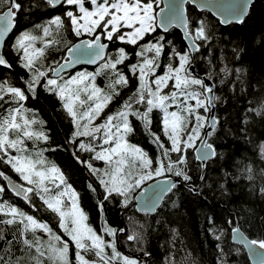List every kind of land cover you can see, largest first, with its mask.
Instances as JSON below:
<instances>
[{
    "label": "trees",
    "instance_id": "trees-1",
    "mask_svg": "<svg viewBox=\"0 0 264 264\" xmlns=\"http://www.w3.org/2000/svg\"><path fill=\"white\" fill-rule=\"evenodd\" d=\"M18 2L22 4V9L16 16L15 28L3 48L11 68L0 66V81H7L25 91L28 98L22 102L23 107L29 118L38 122L32 128L42 130L48 136L47 141L26 140L25 143L32 153L38 151L41 145H44V149L51 148V157L46 159L64 173L68 183L77 192L79 206L88 217L86 223L97 232L102 229L107 241L114 240L118 252L137 260L139 264H251L243 246L232 241L231 231L239 227L247 237L264 240V152L261 150L264 145V0H254L241 23L228 25H221L207 11H197L187 6L192 20L204 19L207 22L211 36L210 41L192 55L191 64L195 69V75L192 76L200 79L205 76L214 83V96L217 97L214 115L218 124L215 133L208 138V143L213 145L217 156L201 164L196 160L194 150L189 149L185 170L191 180L184 181L180 177V182L164 197L153 214L138 212L132 204L134 194L151 180L145 181L130 195L127 207L119 196L103 201L102 210L99 207V202L103 200V189L73 153L81 159H88L92 154L77 152L75 145L69 143L74 126L58 98L42 86L43 81L36 86L34 95L27 91L25 82L29 79V72L21 67L18 51L14 47L26 32L38 37L33 42V48H44V40L55 41L44 49L43 56L38 60V66L46 70L50 65L56 66L53 61L65 59L67 46L88 36L76 37L66 17H63L62 27L50 25L55 16H63V9L59 6L49 7L44 0ZM85 6L90 7L87 1ZM5 9L6 6L0 4V12ZM44 27H50L48 37L43 36ZM18 31L22 32L15 37L14 55L10 52L9 42ZM160 36L165 37V49L159 58L157 75L164 74L168 63H176L175 59H170L173 47L177 51L187 50L181 32L174 28L167 32L158 29L140 43ZM108 44V55L114 57L119 47H124L129 53V59L118 65V68L120 71L123 69V74L130 76V80L126 86L116 85L119 94L113 93L112 101L101 114L104 118L119 111L129 97L135 100L133 93L138 81L130 71V65L140 60L135 55L138 47L118 41ZM56 46L58 48L53 50ZM100 65L78 68L63 75L67 77L80 71L99 73L95 84L110 91L107 86L115 76L110 70H101ZM224 68L228 69L227 73L221 70ZM171 90L170 83L163 91L167 93ZM196 90L200 89L197 87ZM12 106L15 105L4 104L0 107V117L6 115V109ZM133 108L144 111L145 105L133 104ZM173 110L174 106L169 109ZM200 111L202 115L209 116V112ZM163 117L164 113L160 109H153L148 126L136 117H129L133 131L127 136L128 142L143 149L154 162L167 159L154 142V135L160 138L165 147H170V141L164 133ZM79 139L88 142V138ZM12 154L15 155L14 152ZM177 155L171 153L173 159ZM93 164L97 168L105 167L102 161H93ZM0 171L15 182H22L10 165L0 163ZM163 176L178 178L169 172ZM89 184L96 188L95 192L88 187ZM0 186L5 187V192L0 194V203L13 205L48 223L57 235L68 240L58 226V218L43 205L38 196L32 193L29 194L31 203L23 201L8 190L3 177H0ZM8 218L0 213V220ZM106 226L116 230L114 237L104 233ZM22 227L19 223L0 224V235L3 236L0 239V256L8 264H35V249L29 250L21 242L23 238L33 239V234L29 231L21 237ZM36 235L47 242L46 234L37 231ZM128 235L138 238L130 241ZM217 235L221 237L219 240L216 239ZM9 248L10 253L6 251ZM106 251L111 255V248ZM70 255L71 264H75L72 247ZM40 259L42 264H53L47 256ZM89 259H94V256L89 254ZM4 261H0V264H4Z\"/></svg>",
    "mask_w": 264,
    "mask_h": 264
},
{
    "label": "snow or ice",
    "instance_id": "snow-or-ice-1",
    "mask_svg": "<svg viewBox=\"0 0 264 264\" xmlns=\"http://www.w3.org/2000/svg\"><path fill=\"white\" fill-rule=\"evenodd\" d=\"M85 3L86 0H46L49 7L59 6L63 9V16H55L50 25L60 28L64 25L63 17H66L70 30L76 37H90L67 46L69 58H65L62 63L53 61V65L57 66L50 65L46 70L38 66L44 49L56 43L53 40H44V48H33V42L38 37L26 32L20 36L14 47L18 51L21 67L29 72V79L25 82L27 91L34 95L36 86L43 81L42 86L58 98L74 126L69 143L75 145L77 152L92 154L88 159H81L73 153L77 161L96 177L103 189V200L99 202L101 210L103 201L113 196L122 197L123 204L127 207L129 197L136 189L145 181L161 177L166 172L173 173L178 178L182 177L184 181L191 180L185 170L186 153L189 149L197 153V159L202 164L217 156L213 145L208 143V138L215 133L218 121L214 116L202 115L200 111L203 109L204 112H209L217 97L213 95L212 86L192 76L190 72L192 53L199 52L203 44L210 41L211 36L207 22L204 19L192 20L186 6L194 9L214 8L215 14L220 18L219 22L228 24L242 22L250 0H88L90 7H86ZM0 4L6 6V10L0 12L2 42L3 37L15 27L16 16L22 9V4L18 0H0ZM170 26H179L182 29L188 42L187 50L177 51L173 47L170 59H175L176 63H168L164 74L157 75V69L160 68L159 58L165 49V37L160 36L146 43L140 42L158 29L167 32ZM42 31L44 37L50 35V27H44ZM104 41H118L138 47L135 55L140 60L130 65V71L137 78L138 87L133 93L135 100L129 97L119 111L96 123L112 101L113 93L119 94L116 85L128 84V78L119 70L118 65L129 59V53L124 47H119L114 57L108 55L106 50L109 44ZM29 49H32L31 52ZM148 53L152 55L149 56ZM100 60L104 61L100 65L101 70H110L115 76L107 86L110 91L95 84L96 75L99 73L80 71L67 77L63 75L66 69L76 64H95ZM0 66L11 68L3 55H0ZM221 70L225 73L228 71L227 68ZM170 83L172 90L165 93L163 90ZM197 87L199 91L196 90ZM27 98L20 87L0 81V107L4 104L15 105L6 109L7 114L0 117V163L10 165L20 180L28 185H16L15 188L19 189L16 194L22 193L23 199L29 203L32 202L29 194L38 196L43 205L58 218V226L68 240L57 235L48 223L6 203H0V213L10 218L0 220V224H21V237L29 231L32 232L33 239L23 238L21 242L29 250L35 249V264H42L40 258L45 256L53 264H71L68 258L69 241L76 249L75 264H139L137 260L118 252L114 240L106 241L104 236L86 223L88 217L79 206L77 192L68 183L64 173L47 161L43 155L44 150L34 153L29 151L26 140L47 141L48 136L44 131L32 128L38 122L29 118L23 107L22 102ZM133 104L145 105V110L134 109ZM173 106L175 110L169 111ZM153 109H160L164 113V133L170 141V147H165L160 138L153 135L154 142L163 150L166 161L159 159L154 162L143 149L127 140L128 134L133 131L129 117H136L148 126ZM81 137L88 138V142L79 139ZM198 141L201 145L199 147ZM261 150L264 152V145ZM171 153L178 155L173 159ZM93 161H102L105 167L97 168ZM0 177L9 179L2 171ZM88 187L93 192L96 191L92 184ZM175 187L174 181H166L165 186L159 187L158 192L145 201V210L153 211L161 194ZM4 192L5 187L0 186V194ZM37 231L47 234V242L36 235ZM103 231L113 237L116 233L115 229L107 226ZM232 231L245 243L254 257H260L258 264H264V240H246L240 236L239 229L234 228ZM137 238L136 235L127 237L130 241ZM220 238L219 235L216 236L217 240ZM0 239H3L2 235ZM108 248H111V255L106 251ZM6 251L10 253L11 249ZM89 254L94 259H89ZM0 261H4L2 256ZM4 264L8 262L4 261Z\"/></svg>",
    "mask_w": 264,
    "mask_h": 264
},
{
    "label": "water",
    "instance_id": "water-1",
    "mask_svg": "<svg viewBox=\"0 0 264 264\" xmlns=\"http://www.w3.org/2000/svg\"><path fill=\"white\" fill-rule=\"evenodd\" d=\"M44 1L46 2V0H44ZM253 1H254V0H250L249 7H248V10H247V14H248L249 8H250V6H251V4H252ZM186 8H187V6H186ZM5 10H6V9H5ZM196 10H197V11H207V12H209L211 15H213L218 21H220V18L215 14V11H216V10H215L214 8H205V9H196ZM247 14H246V15H247ZM246 15L243 17V19L246 17ZM242 21H243V20H242ZM232 23H241V22H232ZM220 24H221V23H220ZM228 24H229V23H228ZM228 24H221V25H228ZM171 28L177 29V30H179V31L181 32V34H182V38H183L184 42H185L186 45H187L188 42H187V41L185 40V38H184V33H183L182 29H181L179 26H170L169 29H171ZM13 30H14V28H13L9 33H7V34L3 37V41L0 42V55H3V56H4V54H3L4 44H5V42H6L7 38H8V36L13 32ZM159 30H160V29H159ZM160 31L164 32L163 30H160ZM88 38H90V37H82V38L78 39L77 41H75L73 44L79 43V41H80L81 39H88ZM104 42H105V43H108L107 41H104ZM106 53H108V49L106 50ZM194 53H195V52H193L192 55H194ZM4 58H5V56H4ZM65 58H69V54H68L67 50H66V53H65ZM5 59H6V58H5ZM64 60H65V59H63V60L61 61V63H62ZM6 61H7V60H6ZM102 61H103V60L97 61V63H95V64H88V63L81 62V63H79V64H76V65H74V66H72V67L66 69L65 72H64L63 74H69V73L75 71V70L78 69V68H84V67H85V68H86V67H87V68H94V67H96L97 65H99ZM7 63H8V61H7ZM8 64H9V63H8ZM56 66H57V65H56ZM2 67H4V66H2ZM5 68H7V67H5ZM190 72H191V75H195V69H194L193 64H191ZM50 75H51V74H50ZM201 79L204 80V82H205L206 84H209L210 86H212V88H213V95H214V83L212 82V80L209 79V78H207V77H205V76H203ZM214 112H215V106L209 111V116H208V117H212V116L215 117ZM197 146H198V147L201 146V145L199 144V141H198V143H197ZM194 154H195V158H196V160L202 164V162H201L200 160L197 159V153H196L195 151H194ZM212 158H213V157H212ZM203 164H204V163H203ZM168 180H172V181H174L176 184H178V183L180 182L179 178H175V177H171V176H162V177H158V178L152 179V180L149 181L148 183L144 184V185H143V186H142V187H141V188H140V189L134 194V196H133L132 204L134 205L135 209H136L138 212H145V213L153 214V213L157 210V208L160 206V204H161L162 200L164 199V197H165L170 191L161 194V196H160V200H159V203L157 204V206L155 207V209H154L153 211H150V212H149V211L145 210V201H146L147 199H149L150 197L154 196V195L158 192L159 187H163V186H165V182L168 181ZM6 185H7V187H8L9 189L13 190V189L15 188V186L17 185V183H15L14 181H12V180L9 178L8 180H6ZM13 191L16 193L17 191H19V189H18V188H15V190H13ZM18 196H21V197H22L23 194L21 193V195H18ZM235 228L239 229V234H240L241 237L245 238L246 240H253V239L247 237L239 227H235ZM231 239H232L233 242L238 243V244H240V245L243 246V248H244V250H245V252H246V254H247V256H248V259H249V261H250L251 264H258L260 257H258V256L254 257V256L250 253V250H249V248L245 245V243H242V242L240 241V239L234 235L233 231H231ZM258 251H261V250H258Z\"/></svg>",
    "mask_w": 264,
    "mask_h": 264
},
{
    "label": "flooded vegetation",
    "instance_id": "flooded-vegetation-1",
    "mask_svg": "<svg viewBox=\"0 0 264 264\" xmlns=\"http://www.w3.org/2000/svg\"><path fill=\"white\" fill-rule=\"evenodd\" d=\"M4 11V10H3ZM2 11V12H3ZM15 28V27H14ZM21 32L22 31H18V32H16L15 34H13L12 35V38H11V41L9 42V49H10V52H12L14 55H15V52H14V50H13V43L15 42V37H16V35L17 34H21ZM10 36V35H9ZM8 36V37H9ZM100 64H102V63H100ZM99 64V65H100ZM122 71V73H123V69L121 70ZM127 78H128V82H129V78H130V76H126ZM104 119V117L103 116H101V118H100V120H103ZM44 145H41L40 147H39V150H41V149H43L44 151H43V155H44V157L46 158V157H51V148L49 149V148H47V149H44V147H43ZM38 150V151H39ZM50 153V154H49ZM15 182V181H14ZM15 183H17V182H15ZM17 185H19V183H17ZM8 190L12 193V194H14L15 196H17V197H20L23 201H25L24 199H23V196L21 197V196H18L13 190H11V189H9L8 188ZM26 202V201H25ZM69 252H70V249H71V247L73 248V258H74V252H75V250H74V247L72 246V243H71V241H69ZM72 252V251H71Z\"/></svg>",
    "mask_w": 264,
    "mask_h": 264
},
{
    "label": "rangeland",
    "instance_id": "rangeland-1",
    "mask_svg": "<svg viewBox=\"0 0 264 264\" xmlns=\"http://www.w3.org/2000/svg\"><path fill=\"white\" fill-rule=\"evenodd\" d=\"M87 2H88V0H86ZM90 5V4H89ZM58 48V46H56V47H53L52 49L53 50H56ZM102 120H99L97 123H100ZM11 179V178H10ZM12 180V179H11ZM13 181V180H12ZM20 184H24V186L25 187H27L28 185H26L25 184V182H21ZM7 186V185H6ZM41 233H43L42 231H40ZM55 232V231H54ZM98 234H100V235H102V229H100L99 230V232H97ZM45 234V233H44ZM47 235V234H46ZM38 236V235H37ZM103 236V235H102ZM43 239V238H42ZM105 240H106V238H104ZM107 241V240H106ZM108 241H110V239L108 240ZM72 246L74 247V250L76 251V249H75V246H74V244H72ZM70 257H71V255H70V252H69V254H68V258H69V261H70ZM89 258V257H88ZM74 260H75V252H74ZM51 263H53V261H51Z\"/></svg>",
    "mask_w": 264,
    "mask_h": 264
}]
</instances>
